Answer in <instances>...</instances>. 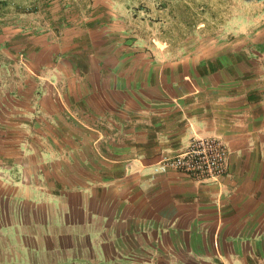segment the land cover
<instances>
[{"label":"crops","instance_id":"obj_1","mask_svg":"<svg viewBox=\"0 0 264 264\" xmlns=\"http://www.w3.org/2000/svg\"><path fill=\"white\" fill-rule=\"evenodd\" d=\"M0 33V264H264V38L178 57ZM193 138L226 168L156 170Z\"/></svg>","mask_w":264,"mask_h":264},{"label":"rangeland","instance_id":"obj_2","mask_svg":"<svg viewBox=\"0 0 264 264\" xmlns=\"http://www.w3.org/2000/svg\"><path fill=\"white\" fill-rule=\"evenodd\" d=\"M92 30L148 55L212 54L264 38V0H0V33L15 42Z\"/></svg>","mask_w":264,"mask_h":264},{"label":"built area","instance_id":"obj_3","mask_svg":"<svg viewBox=\"0 0 264 264\" xmlns=\"http://www.w3.org/2000/svg\"><path fill=\"white\" fill-rule=\"evenodd\" d=\"M225 157V147L217 139L193 138L181 152L162 158L156 170H175L198 181L212 179L224 173Z\"/></svg>","mask_w":264,"mask_h":264}]
</instances>
